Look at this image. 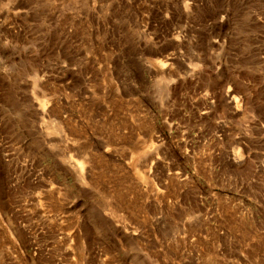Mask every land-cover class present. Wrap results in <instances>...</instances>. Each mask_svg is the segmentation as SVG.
Returning <instances> with one entry per match:
<instances>
[{"label": "rangeland", "instance_id": "1", "mask_svg": "<svg viewBox=\"0 0 264 264\" xmlns=\"http://www.w3.org/2000/svg\"><path fill=\"white\" fill-rule=\"evenodd\" d=\"M0 264H264V0H0Z\"/></svg>", "mask_w": 264, "mask_h": 264}, {"label": "bare ground", "instance_id": "2", "mask_svg": "<svg viewBox=\"0 0 264 264\" xmlns=\"http://www.w3.org/2000/svg\"><path fill=\"white\" fill-rule=\"evenodd\" d=\"M229 93H230V92H229ZM227 94H228V93H227ZM233 157L235 158V155H234ZM81 169H82V168H81ZM81 169H80V173H81ZM82 171H83V170H82ZM81 174H82V173H81ZM81 174H80V175H81ZM81 177H82V176H81Z\"/></svg>", "mask_w": 264, "mask_h": 264}]
</instances>
